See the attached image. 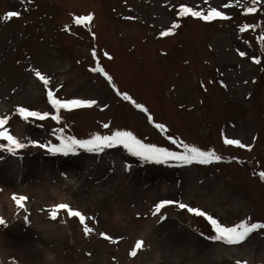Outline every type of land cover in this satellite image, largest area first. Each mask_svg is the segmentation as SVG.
Instances as JSON below:
<instances>
[{"label": "rangeland", "instance_id": "obj_1", "mask_svg": "<svg viewBox=\"0 0 264 264\" xmlns=\"http://www.w3.org/2000/svg\"><path fill=\"white\" fill-rule=\"evenodd\" d=\"M182 4L205 14L216 8L228 18L180 16ZM248 7L257 11L248 13ZM10 11L20 15L0 19V117H8L4 127L26 146L15 154L0 148L4 187L12 186L18 170L41 184V178L55 180L56 170L76 168L79 179L63 187L64 198L92 231L86 235L66 210L51 218L53 206L42 204L45 199L36 203L28 196L21 208L7 193L0 204V264H245V253L246 264H264L256 253L264 229L229 245L210 239L216 232L206 217L178 207L198 208L228 227L264 223V0H0V17ZM88 14L91 22H74ZM174 23L179 27L170 35H160ZM243 25L256 27L241 32ZM97 65L111 81L92 71ZM34 70L49 78L47 87ZM49 90L62 100L96 104L57 113ZM18 107L50 115L25 120ZM56 114L59 120L51 118ZM114 131L173 152H183L182 144L211 150L221 159L156 163L122 145L50 151L62 138ZM122 156L137 168L126 187L119 184L128 173H112ZM105 177L109 183L92 186ZM162 183L164 193L157 191ZM164 200L178 203L154 216ZM138 240L144 245L131 256Z\"/></svg>", "mask_w": 264, "mask_h": 264}, {"label": "snow or ice", "instance_id": "obj_2", "mask_svg": "<svg viewBox=\"0 0 264 264\" xmlns=\"http://www.w3.org/2000/svg\"><path fill=\"white\" fill-rule=\"evenodd\" d=\"M254 2H259V0H254ZM229 5L225 4L224 7H228ZM246 12L252 13L256 12L257 9L255 7H248L245 9ZM20 14L15 11H10L4 14L3 17H0V19L8 20L12 17L19 16ZM178 15L180 16H194L199 17L200 19L210 21L214 19H227L228 17L225 16V14L216 8H210L207 13L205 14L203 11H198L194 8L188 7L186 5H180V9L178 12ZM93 19L91 14H88L86 16H78L75 18L74 22L77 24H83L86 22H91ZM179 27L178 24H173L170 29L167 31L161 32V36H167L172 33V30ZM255 25H243L240 28V31L243 32L249 28H255ZM262 40H264V37H261ZM241 56H244V52L239 53ZM93 55L95 56V52H93ZM107 55V54H105ZM254 61L256 63H259L260 61L253 57ZM92 71L95 72H101L103 73L106 78L111 81V77L108 76L106 72L102 68L97 65L96 68L92 69ZM35 76L47 87L49 84V78H47L45 75H43L39 70H34ZM48 101L52 105L54 109H56L57 113L60 109H66L70 110L73 108H82V107H91L92 105L96 104L95 100H83V99H71V100H62L56 97V95L49 90L47 92ZM123 98L126 100H131L132 98L128 96L127 94H123ZM135 103V101H133ZM135 106L140 109L141 111H147L143 105L139 103H135ZM17 112L22 116L25 120H27L29 117H36L38 119H45L50 115L48 112H39V111H32L24 107H18ZM53 120H59L60 116L58 114L52 115L51 117ZM8 117H0V138L5 140L6 144H0V148L6 149L8 152L15 154L17 149H22L26 145L24 143H21L16 137L12 136L7 128L4 127V125L7 122ZM149 121L152 120V117H148ZM105 128L108 127L107 124L103 125ZM156 127L164 130V125L162 124H156ZM169 140H172L173 143H176L175 140L171 136L168 137ZM35 143V142H32ZM225 144L229 145H236L241 148L245 147H251L250 145H245L241 143L239 140L234 139H225ZM116 145H122L126 149H128L133 155L138 156L146 161H154L156 163H162L169 159H175L178 160L184 164H191L193 162H198L202 164H207L212 162L213 160H220L221 157L218 156L215 152L209 150L204 151L198 147L182 144V147L184 149L183 152H173L166 148H160L153 144H146L143 143L140 139H138L135 135H133L129 131H114L111 135L108 136H101V135H93L88 140H78L74 137H67L62 138V142L59 146H53L50 151L55 152H64L67 154L68 152H74L77 147L85 149L87 151H102L104 148H112ZM40 147H45V145H40ZM259 176L261 179H264V172H260ZM14 201L18 205V207L23 208L24 204L23 202L27 199L25 196H13ZM178 203L171 200H164L159 202L155 205L153 215L155 216L157 213H160L161 209L164 208L166 205ZM178 207L182 209H187L189 212L194 213L197 216H204L206 219L210 222L213 229L216 232V235L213 237H210V239L222 241L229 245H237L241 242L245 241L246 238L253 233L257 229H264V223H251L247 221H241L240 223L233 225L231 227L224 226L220 222H218L215 218L208 215L207 213L201 211L198 208H191L188 207V205L179 203ZM60 210H66L69 217H77L79 218V221L82 225H84V232L85 234H89L92 229H90L86 224L85 220L86 217L84 214H82L79 210H75L71 208L66 203H61L53 206V209L51 211V218L55 219L57 216V213ZM165 217L163 215L160 216V220L163 221ZM5 221L0 218V225L4 224ZM101 236H103L105 239L111 240L110 236H107L105 233H100ZM144 245V242L142 240L136 241L133 250L129 253L131 256H135L137 254V251L140 250ZM237 264H240L238 261ZM246 264V262H245Z\"/></svg>", "mask_w": 264, "mask_h": 264}, {"label": "bare ground", "instance_id": "obj_3", "mask_svg": "<svg viewBox=\"0 0 264 264\" xmlns=\"http://www.w3.org/2000/svg\"><path fill=\"white\" fill-rule=\"evenodd\" d=\"M124 165V167L122 166ZM2 166V165H0ZM137 170V168L131 164L129 159H126L125 157H120V161L118 164L113 166L112 173L117 174V177H120L121 175H124L125 173H128L127 177L124 179L123 182H121L119 185H122L126 187L127 180L129 181V175L133 174ZM2 171V169H0ZM76 168H69L64 173H59L58 170H56L55 174V180L49 178H41V184L36 182L30 181V179L24 178V170H18L15 175L13 176V182L12 186H6L4 187V184H8V181L6 178H4V175L0 176V204L3 201V198H6L8 194L12 193V196H24L28 198V196H32V200H35L36 203H39L41 200H47L46 203H42L44 205H50L55 206L57 204L66 203L68 202V198L65 197L64 189L66 186L70 185H76L79 177L76 176ZM80 173V171H79ZM41 174V173H40ZM7 175V174H5ZM106 180L100 181L99 183L94 182L92 186H103L110 182L111 179L107 180V177H105ZM116 179V178H114ZM55 181V182H54ZM23 182V183H22ZM18 183H22L21 185H18ZM128 185V184H127ZM3 187V188H2ZM65 187V188H63ZM26 188V189H25ZM78 189V187H76ZM121 188V187H120ZM80 190V189H78ZM163 192L166 190L165 183H162L161 186H159V189L157 191ZM8 193V194H7ZM158 194H156L157 196ZM166 198V197H165ZM7 203V199L5 200ZM11 205H8L9 210ZM13 210V206H12ZM104 216H107V214H104ZM258 257L261 261H264V244L260 247H258L257 252ZM243 259L249 263L250 262V255L248 253H245L243 256Z\"/></svg>", "mask_w": 264, "mask_h": 264}]
</instances>
